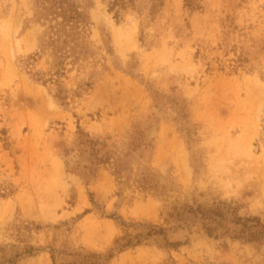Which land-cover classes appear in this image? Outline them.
<instances>
[{
  "label": "rangeland",
  "instance_id": "obj_1",
  "mask_svg": "<svg viewBox=\"0 0 264 264\" xmlns=\"http://www.w3.org/2000/svg\"><path fill=\"white\" fill-rule=\"evenodd\" d=\"M0 264H264V0H0Z\"/></svg>",
  "mask_w": 264,
  "mask_h": 264
},
{
  "label": "trees",
  "instance_id": "obj_2",
  "mask_svg": "<svg viewBox=\"0 0 264 264\" xmlns=\"http://www.w3.org/2000/svg\"><path fill=\"white\" fill-rule=\"evenodd\" d=\"M191 3V2H190ZM189 4V3H188Z\"/></svg>",
  "mask_w": 264,
  "mask_h": 264
}]
</instances>
